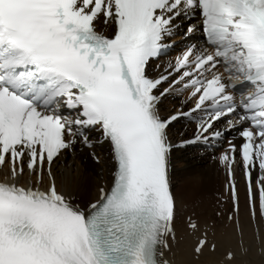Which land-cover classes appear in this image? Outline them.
Here are the masks:
<instances>
[{
  "label": "snow or ice",
  "instance_id": "snow-or-ice-1",
  "mask_svg": "<svg viewBox=\"0 0 264 264\" xmlns=\"http://www.w3.org/2000/svg\"><path fill=\"white\" fill-rule=\"evenodd\" d=\"M182 29L204 39L153 69ZM182 120L195 129L180 147L241 139L219 161L247 255L235 167L244 211L264 219V0H0V264H173ZM78 143L107 144L112 157V183L90 201L58 188L53 171ZM187 227L199 230L191 216ZM257 239L264 254L258 229ZM205 248H217L207 232L196 259Z\"/></svg>",
  "mask_w": 264,
  "mask_h": 264
},
{
  "label": "bare ground",
  "instance_id": "bare-ground-1",
  "mask_svg": "<svg viewBox=\"0 0 264 264\" xmlns=\"http://www.w3.org/2000/svg\"><path fill=\"white\" fill-rule=\"evenodd\" d=\"M107 144L100 145L97 152L102 155L100 164L94 163L88 156L87 151L80 152L74 158L66 159L63 165L54 164L58 188L73 191L80 199L87 195L92 196V200L98 198V186L102 180L111 182L109 170L112 163L106 156ZM63 159V158H62ZM174 159V180H179V187L175 190L177 195V215L182 219H176L177 238L179 244L174 247L177 260L180 264H223V259L228 251L235 252V260L225 264H264V254L260 252L261 244L256 238L255 229L260 230V235L264 236V221L259 217L253 222L244 211V194L241 199V224L243 228V241L245 247L249 248L247 255L241 254L240 241L236 227L233 223L227 225V221L214 216L216 207L213 187L218 185L217 179H222L220 170L216 163L209 162L208 158L198 153L188 150L178 149L173 152ZM175 182V181H174ZM219 187V186H218ZM218 191V190H216ZM88 198V197H87ZM91 198V197H90ZM219 208H217L218 210ZM196 213L199 219L200 230L196 233L201 236L202 227L210 225L214 221L215 225L211 234L212 242L217 248L214 252L208 248L204 250L199 259L193 254L196 244L195 235H192L187 227V216Z\"/></svg>",
  "mask_w": 264,
  "mask_h": 264
},
{
  "label": "rangeland",
  "instance_id": "rangeland-1",
  "mask_svg": "<svg viewBox=\"0 0 264 264\" xmlns=\"http://www.w3.org/2000/svg\"><path fill=\"white\" fill-rule=\"evenodd\" d=\"M89 157L91 158V156L89 155ZM92 160V159H91ZM93 161V160H92ZM94 162V161H93ZM94 163H96V162H94ZM96 164H98V163H96ZM100 164V163H99ZM174 178V177H173ZM217 179H218V181H219V183H218V185H214V187H213V190H212V192L214 191V195H216V193L218 192V191H216V190H221V188H222V182H224V181H222V180H220V178L218 177V175H217ZM175 182V190L179 187V183H180V181L179 180H174ZM219 186V187H218ZM220 188V189H219ZM88 197V198H87ZM91 197V198H90ZM81 200H83V201H90V200H92V196L91 195H87V196H85L84 198L82 197V199ZM216 210L217 209H215L214 211L216 212ZM214 212V216H215V213Z\"/></svg>",
  "mask_w": 264,
  "mask_h": 264
}]
</instances>
